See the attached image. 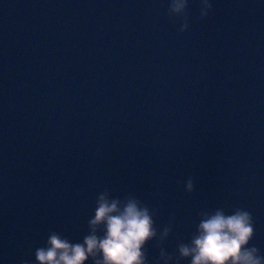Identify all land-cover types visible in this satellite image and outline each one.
I'll use <instances>...</instances> for the list:
<instances>
[{
    "label": "water",
    "instance_id": "1",
    "mask_svg": "<svg viewBox=\"0 0 264 264\" xmlns=\"http://www.w3.org/2000/svg\"><path fill=\"white\" fill-rule=\"evenodd\" d=\"M210 3L0 0V264L82 241L102 193L153 213L148 264L217 208L264 256V0Z\"/></svg>",
    "mask_w": 264,
    "mask_h": 264
},
{
    "label": "clouds",
    "instance_id": "2",
    "mask_svg": "<svg viewBox=\"0 0 264 264\" xmlns=\"http://www.w3.org/2000/svg\"><path fill=\"white\" fill-rule=\"evenodd\" d=\"M203 8L200 17L208 14L210 0H201ZM186 0H171L170 9L181 12ZM188 24L180 26L184 31ZM188 192L193 190V180L188 178L185 185ZM201 217L196 232L189 243L177 246L178 255H165L161 250L155 264L162 259L164 264H179L187 259L188 264H264L259 249L250 245L254 227L249 211L236 208L226 213L223 208L212 212L198 213ZM153 213L133 196L121 200L109 199L102 193L96 200L93 215L88 220L90 232L80 242H72L57 232H51L45 245L35 250L37 264H148L144 252L146 241L156 236ZM102 234H97V227ZM169 227L164 228L167 235ZM190 258V259H189ZM21 264H29L21 261Z\"/></svg>",
    "mask_w": 264,
    "mask_h": 264
}]
</instances>
